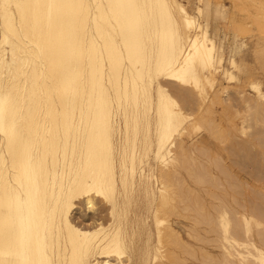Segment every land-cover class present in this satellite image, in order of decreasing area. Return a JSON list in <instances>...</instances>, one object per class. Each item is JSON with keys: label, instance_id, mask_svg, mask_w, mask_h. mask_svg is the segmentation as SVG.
I'll use <instances>...</instances> for the list:
<instances>
[{"label": "bare ground", "instance_id": "1", "mask_svg": "<svg viewBox=\"0 0 264 264\" xmlns=\"http://www.w3.org/2000/svg\"><path fill=\"white\" fill-rule=\"evenodd\" d=\"M230 1L0 0V264H264L204 139L264 144V0Z\"/></svg>", "mask_w": 264, "mask_h": 264}, {"label": "rangeland", "instance_id": "2", "mask_svg": "<svg viewBox=\"0 0 264 264\" xmlns=\"http://www.w3.org/2000/svg\"><path fill=\"white\" fill-rule=\"evenodd\" d=\"M225 1H226V3H229V4L231 2L230 0H225ZM247 62L252 67L251 68L252 69V73L253 74L256 73V74H258L260 77H262L264 79V68L261 67L260 62L258 61V59L256 58V56H255V54L253 52H249L247 54ZM246 87L248 88V85H246ZM194 97L196 99L194 98L195 100H193V102L190 105L193 104V106H196V104L194 102L197 101V97H196V95ZM228 97H230V98H228ZM228 97H227V99H229L228 101L229 102L232 101V105L235 106V107H233L234 109L240 105L239 104L240 99H236V98H238V95L234 94V92L231 93V96H228ZM238 100H239V102H238ZM240 108L241 107H239V109ZM252 131H253V129H252ZM232 135L233 134H231V136ZM209 136H211V135L206 134L204 136L205 137L204 139L205 140L207 139L206 140L207 145L211 146L210 147V150H211L212 154L215 155L216 157L219 156L218 159L215 158V157H213L214 160H216V159L217 160H219V159L222 160L223 161V165L225 164L226 165L225 167H227L228 169H230V172H231V176L230 177L233 176L231 179L233 181L235 180L236 183H239V184L243 183V185H242V188L244 189L243 193H245L244 196H245V198H247V200H250L253 197L252 194H251V191L253 193L254 190H258L259 192L258 191H256V192H258V196L259 197L256 200H257L258 203H260L264 207V199H262L264 197V193H262V192H264V168H263V166H264V164H263V162H264V154H263L264 153L263 152L264 151V144H263L262 147L261 146H258V145H254V146L252 145L251 150H252V152L255 151V154H256L255 157H252V156H249L248 155V153L246 151V148H245V150L242 149L243 147L240 148V150H235V149H238V147H240V146L237 145V148H236V146H234L235 149L232 147V145H231L232 148L229 146L230 144H233V141L235 142L237 140V142H238V140L240 139V142H241V140H244V138L246 139V136H239L238 137L236 135L237 136L236 137L235 134H234L233 136L235 137V139H234V137L232 138L231 136H230L229 139L228 138L227 139H225V138L224 139H220V138H216V137L213 138V137H209ZM241 137H243V138H241ZM232 139H233V141H232ZM246 141L247 140H245L244 142H246ZM224 143H225V145H224ZM248 144L250 145L251 143L249 142ZM227 145H228V147H230L231 150L232 149H234V150H232V151L230 150V152H229V149L226 150V148H228ZM253 148H255L256 150L255 149L253 150ZM257 148H258V151H257ZM233 151H237V152L234 153ZM258 152L261 153V154H259ZM257 153L260 156H258ZM262 157H263V161H262ZM256 159L259 160V161L257 160L258 163H259V166L263 165V166H261L262 169L257 165ZM220 160L218 162H220ZM253 161L254 162L256 161V162L254 163ZM256 168L257 169H260L261 171L260 170L258 171ZM252 170H254L255 172L252 171ZM262 170H263V172H262ZM245 171L246 172H249L250 171V172L249 173H246ZM259 172H260V174L262 173V175L257 174ZM238 179H240V180H238ZM258 179H259V181H258ZM262 179H263V181H262ZM247 185L250 186V187L247 188L248 187ZM254 186H256V189H255ZM246 191H247V193H246ZM243 193H242V195H243ZM246 196H248V197H246ZM262 201H263V203H261ZM87 206H88V204H86L85 201H81V202H79L78 207L75 209V211L73 213L74 217L76 219H78L79 221H81V222L89 223L91 221H94L98 217H102V216L103 217H107V215H108V206H107V204L105 202L99 200V199L97 200V203H96L95 208L93 210L91 208L87 207Z\"/></svg>", "mask_w": 264, "mask_h": 264}]
</instances>
